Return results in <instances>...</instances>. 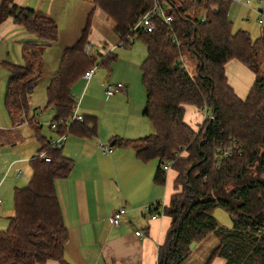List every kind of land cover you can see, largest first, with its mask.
<instances>
[{
    "label": "trees",
    "instance_id": "obj_1",
    "mask_svg": "<svg viewBox=\"0 0 264 264\" xmlns=\"http://www.w3.org/2000/svg\"><path fill=\"white\" fill-rule=\"evenodd\" d=\"M164 2L173 20L166 24L157 18L154 31L139 32L136 37L147 49L141 66L146 92L143 115L154 132L134 140L115 139V144L131 145L141 161L157 159L158 184L165 180L163 164L176 158L170 167L176 172L173 193L164 209L171 225L159 247L157 264H185L192 253L190 245L211 234L218 243L206 263L220 256L226 264H264V34L253 40L246 31L233 32L228 16L232 0H197L198 5L194 0ZM92 4L114 21L119 46H128L133 43L130 28L153 7V0H93ZM193 6L205 8L204 21L189 14ZM92 11L79 38L63 49L59 68L46 87L52 122L67 124L76 103L72 85L95 65L93 56L84 52ZM7 17L41 40L26 43L24 65L5 64L9 71L5 106L18 125L26 121L20 117L28 106L27 88L36 83L42 52L56 42L58 27L51 16L13 0L0 2V24ZM113 59L114 55H108L100 63ZM232 59L254 73L245 98L228 84L225 65ZM187 61L194 62L193 72ZM186 105L200 111L206 106L213 118H204L194 128L184 121ZM31 120L27 122L34 124ZM68 130L94 135L95 117L70 123ZM65 131L66 126L59 124L57 132ZM219 147L228 154L215 158ZM41 152L50 161L40 158ZM30 165L31 178L26 186L15 187L14 214L7 229L0 230V264L48 260L69 264L63 255L67 228L56 180L69 174L72 161L62 148L51 147L43 138ZM216 207L229 213L231 228L215 219Z\"/></svg>",
    "mask_w": 264,
    "mask_h": 264
},
{
    "label": "crops",
    "instance_id": "obj_2",
    "mask_svg": "<svg viewBox=\"0 0 264 264\" xmlns=\"http://www.w3.org/2000/svg\"><path fill=\"white\" fill-rule=\"evenodd\" d=\"M247 1L250 3L249 0ZM13 2L18 6L32 8L51 16L56 21L58 28V25L61 24L66 27L68 22L67 30L69 32L67 38L64 39V48L72 45L79 38L88 13L92 9L87 42L93 46L94 51L89 55L96 59L97 56L100 57V54L108 53L110 49L114 50L111 45L99 49L98 45L102 40L117 41L119 44V37L114 30V21L100 8L94 7L93 0H72L70 2L66 0H18L15 2L14 0ZM0 26H4L2 29L4 32L11 31L13 28L20 30H14L11 33L24 32L23 30H25L16 24L12 17H7ZM58 37L59 31L55 43L58 42ZM31 40V43H40L41 41L33 37ZM49 48L50 46L45 47L42 52L40 71L37 73L39 77L36 79V83L30 84L27 88L28 106L26 110L29 106L32 107L31 95L43 77L44 54ZM112 51L111 53H113ZM24 54L26 59L25 51ZM111 55L116 58L115 54ZM225 73L228 84L236 95L245 98L254 82L253 72L241 61L232 59L226 63ZM7 77H9V73ZM93 77L90 82L85 83L87 89L77 100L75 97L79 91V83L73 93L71 88V93L76 103L79 104L78 113L84 118L95 117L94 114H99V110L103 112L114 101L112 96L115 93L107 96L104 93V88L101 99L98 96L89 95L90 88L93 86L91 84ZM78 80H81L80 84L85 82L82 76ZM125 88L126 85H123V89L120 91ZM102 96H104L103 100ZM26 110L21 113L23 119L26 120L24 122L33 120L34 116L27 117ZM104 113H112V109L105 110ZM96 119L94 135L86 137L68 130L67 139L62 147L63 155L72 161L69 174L56 180V190L67 228L64 259L69 264H157L159 247L163 244L171 225V218L164 209L173 193L176 173L172 169L165 171L164 183L158 184L155 182V174L158 169L157 159L141 161L137 158L135 149L131 145L115 144V139L134 140L146 136L153 126L149 118L151 127L148 123L146 126L143 123L145 121L135 115L129 116L123 126L112 124L103 127L101 120L96 121ZM203 119V113L197 107L185 106L184 121L186 123L198 128L202 125ZM38 124L35 121V126L34 124H29V126L34 129L39 143L43 138L48 140L58 138L57 130L51 126L52 131L49 136H42L41 126ZM104 148H108V152H104ZM14 164H11L0 178V184L5 181L6 175ZM18 171H21L19 176H15L17 173L15 171L14 177L19 180L23 171ZM3 205L4 201L0 204V212ZM154 205H160L157 209L159 215L155 219H151L146 207ZM121 206H125L126 214L122 217L120 224L114 226L110 221V216ZM136 231H140L142 235H136ZM217 243L218 239L214 238L207 247L199 251H196V248L200 246V243L195 244L185 264H226L225 259L220 256H214L206 263V259ZM43 264L61 263L57 260H48Z\"/></svg>",
    "mask_w": 264,
    "mask_h": 264
},
{
    "label": "rangeland",
    "instance_id": "obj_3",
    "mask_svg": "<svg viewBox=\"0 0 264 264\" xmlns=\"http://www.w3.org/2000/svg\"><path fill=\"white\" fill-rule=\"evenodd\" d=\"M1 1L2 0H0V2ZM16 1L18 0H15V2ZM66 1L70 2L72 0ZM245 1L247 2L246 6L236 2H230L228 16L232 22V30L234 33L246 31L253 40H256L264 34V31L257 22L258 14L253 11L254 9L250 8H264V0H249L250 3L247 0ZM158 3L163 5L165 11H168V3L164 2V0H158ZM189 14L201 18L203 11H201L199 7L193 6ZM66 24L68 26V22ZM58 26V42L53 43L50 48L45 51L44 74L31 95L32 107L29 106L26 110L27 117L31 118L34 116V119L31 121H33L34 124L35 121L39 123L38 125L41 126V135L44 137H48L52 131L50 123L53 117L51 107H46V86L51 75L59 68L62 51L65 46L64 39L67 38L69 32L67 26L65 27L63 24ZM3 27L4 26H0V31H2L0 32V178L6 173L11 164H15L10 168L5 181L0 184V197L2 201H4L3 209L0 212V230L7 229L9 225L8 218L14 214V189L15 187L26 186L29 182L31 176V165L29 160L37 156L40 148V143L36 139L34 129L30 127L27 122L15 126L5 107L7 76L9 73L5 64L24 65V46L26 43H31V37L34 39L39 38L35 34L29 33L23 29L25 33L22 31L11 33L14 30H20L16 28L4 32L2 30ZM18 33L20 34L17 35ZM110 45L114 47L112 54H115L116 58L104 65L100 63L101 59L111 54L104 53V55L100 54V57H96L94 63L96 73L91 83L93 86L90 88L89 95L98 96L101 99V95H103V85L105 87V85H114L118 84V82L122 85H126V88L123 91L115 93V95L113 94V103L105 108V110L112 109V113H104L105 110L103 112L99 110V114H94L93 116L97 118L96 121L98 119L101 120V126L103 127L112 124L123 126L126 124L127 118L133 115L144 120L145 122L143 123L146 126L148 123L151 127L148 118L142 115L146 99L141 70L142 63L147 56V49L144 41L142 39H135L134 42L128 46H119L117 41L102 40L98 46L100 47L99 49H102ZM193 63V61H187V67L191 72H193L194 69ZM80 81L81 80H78L72 87L73 93L76 89V85L78 83L80 85L79 91L75 97L76 100L82 93L84 94L87 89V86L85 87L86 82L80 84ZM103 99L104 96H102V100ZM34 108L37 109L33 110ZM20 119L23 120V117L21 116ZM152 127L150 132L146 133V135L154 132V128L152 129ZM18 170L23 171V175L19 180L14 177V173ZM213 215L221 226L225 228L232 227V218L226 210L216 207L213 210ZM1 226H3V228H1ZM214 238L217 240L216 236L211 234L199 244L200 246L196 248V251L207 247Z\"/></svg>",
    "mask_w": 264,
    "mask_h": 264
},
{
    "label": "built area",
    "instance_id": "obj_4",
    "mask_svg": "<svg viewBox=\"0 0 264 264\" xmlns=\"http://www.w3.org/2000/svg\"><path fill=\"white\" fill-rule=\"evenodd\" d=\"M232 2H236L239 4H244L247 5L245 0H232ZM194 3L196 5L197 4V0H194ZM213 8V7H211ZM254 9V11L258 14L257 16V22L261 25L262 30L264 31V8L262 9H258V8H252ZM201 11H203V15L201 16L200 20L204 21L205 19V8L202 7L200 8ZM157 18H161L164 23L169 24L172 20L173 17L168 14L163 5L158 3V0H153V7L147 11L144 15H142L138 21L135 23L134 26H132L130 28V31L132 33V35L129 37L130 41L134 42V40L136 39L137 35L139 32L142 33H150L152 31H154L155 27H156V20ZM113 47V46H112ZM110 47V48H112ZM92 51H94L93 46L90 43H87L84 49L85 54H90ZM112 51V49H110L108 52L110 53ZM104 55V54H101ZM96 72V68L95 66H92L91 68L87 69L83 74H82V78L85 80L86 83L90 82V80L92 79V77L94 76ZM104 88V93L107 96H110L116 92H119L121 89H123V85L121 84H114V85H103ZM78 103H76L73 106V111H72V115L69 118V121L67 122V124L65 122H51L50 126L51 128L57 130V128L59 127V124H64L66 126V131L63 133H58V138L56 139H51L49 140V144L51 147L54 148H62L64 145V142L67 139V131H68V127L70 123L73 122H82L84 120V117L82 115H80L78 113ZM204 118H213L212 113L210 112V110L208 109V107H203L201 109ZM221 151V152H220ZM104 152H108V148H104ZM228 154V150L227 149H218V154L215 155V158H220V155L222 156H226ZM39 157L42 158L44 161H50V157L45 153V152H41L39 154ZM176 158H171L168 161H166V163L163 164L162 169L164 171H167L170 169L171 165H173L174 161ZM21 171H17V173L15 174L16 177L19 176ZM2 202V199L0 197V204ZM160 205H154V206H148L146 207V210L150 213V217L151 219H155L159 213L157 212V209ZM126 214V208L125 206H121L119 207L116 211H114L112 213V215L110 216V221L112 223V225L117 226L120 224L122 217ZM136 235H142V233L140 231H136Z\"/></svg>",
    "mask_w": 264,
    "mask_h": 264
},
{
    "label": "water",
    "instance_id": "obj_5",
    "mask_svg": "<svg viewBox=\"0 0 264 264\" xmlns=\"http://www.w3.org/2000/svg\"><path fill=\"white\" fill-rule=\"evenodd\" d=\"M194 245H195V243H192V244L190 245V249H192V248L194 247Z\"/></svg>",
    "mask_w": 264,
    "mask_h": 264
}]
</instances>
